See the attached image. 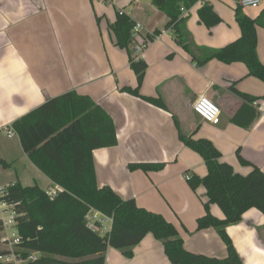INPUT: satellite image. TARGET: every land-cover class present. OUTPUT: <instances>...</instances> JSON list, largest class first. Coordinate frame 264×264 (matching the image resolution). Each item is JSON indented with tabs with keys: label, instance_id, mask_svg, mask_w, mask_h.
<instances>
[{
	"label": "crops",
	"instance_id": "crops-1",
	"mask_svg": "<svg viewBox=\"0 0 264 264\" xmlns=\"http://www.w3.org/2000/svg\"><path fill=\"white\" fill-rule=\"evenodd\" d=\"M89 1L0 0V132L49 98L71 90L90 96L111 117L116 132L115 145L92 152L98 186H110L123 199L133 198L139 206L162 214L176 226L188 251L225 257V245L214 228L196 230V218L204 214L205 190L202 186L192 190L185 175L203 176L206 167L202 158L178 138L172 115L178 118L183 133L195 139H209L220 151V160L229 163L235 172L246 175L251 170L240 164L237 152L264 172V81L249 76L241 62L212 59L198 66L171 29L164 28L168 17L152 0H148L141 14L139 0H108L115 5L111 14L109 6L104 7L111 45L109 49L102 48L95 32L96 17L102 23L105 14L98 10L94 14L92 0ZM131 2L133 9L130 13L125 11L141 25L134 43L160 31L139 57L147 65L140 93L161 97L167 109L121 91L125 86L136 87V75L129 66L128 52L114 45L108 24L115 19L116 7L123 9ZM205 3L221 18L210 29L197 16V10ZM237 5V0H198L180 11L187 17L184 24L193 41L198 46L217 49L240 36L234 16ZM242 8L258 20L257 54L264 65V0L257 8ZM92 33L95 40L91 39ZM30 34L38 35L39 41L28 43ZM44 35L49 39L44 40ZM238 93L256 97L255 104L246 102ZM200 95L219 106L218 124L203 121L194 113L192 103ZM242 107H251L257 113L248 127L232 120L236 114H240L242 122L248 119L250 110L240 111ZM17 146L23 152L19 156L23 168L35 174L31 185H39L36 175L39 178L42 172L24 153L19 138L16 149ZM134 162H161L164 166L148 172L129 169V163ZM1 164L10 170L7 160L2 159ZM16 181L30 185L15 172V178L0 183V187ZM54 186L47 178L44 189ZM209 210L223 218L216 204H211ZM227 233L244 264H264V214L253 208L247 210L238 223L227 227ZM163 256L161 242L148 233L134 247L131 258L108 247L105 264H133L138 259L141 264H155L156 259L171 264Z\"/></svg>",
	"mask_w": 264,
	"mask_h": 264
},
{
	"label": "trees",
	"instance_id": "trees-1",
	"mask_svg": "<svg viewBox=\"0 0 264 264\" xmlns=\"http://www.w3.org/2000/svg\"><path fill=\"white\" fill-rule=\"evenodd\" d=\"M197 1L152 0V3L168 17L164 28L171 29L177 42L198 66L212 59L223 63L241 62L246 65L249 76L264 81V65L257 54V18L248 16L237 5L234 16L240 36L223 47L205 48L193 41L184 24L187 17L180 11L181 7L189 9ZM197 16L208 29L221 22L208 3L197 10ZM99 19L96 17L97 22ZM134 25L127 12L120 8L115 9V19L108 24L114 45L128 52L129 66L136 75V87L125 86L121 91L167 109L161 97L140 93L147 65L141 58L134 59L129 52V47L134 44ZM159 32L155 30L147 34L144 41H152ZM238 94L251 104L257 99ZM245 108L250 110L245 122L240 120V114L232 120L237 125L248 127L257 113L251 107ZM172 117L180 141L197 153L206 167L203 176L186 174V182L192 190L199 186L205 190L204 214L196 218V230L214 228L225 245V257L188 251L176 226L162 214L139 206L133 198L123 199L110 186H98L92 152L96 148L116 144L114 123L90 96L71 90L49 98L11 124L29 160L53 185L59 187L55 196H49L48 189L37 184L24 186L16 181L5 185L0 201L6 202L14 215L19 237L15 252L22 256L37 254L35 260L23 264H105L108 247L131 258L134 247L148 233L161 242L163 253L171 264H244L227 227L238 223L249 209H257L264 214V172L238 152L240 164L250 166L251 170L246 175L235 172L229 163L220 160V151L209 139H195L183 133L178 118L174 114ZM163 166L161 162L129 163V169L144 172L157 171ZM211 204L220 208L223 218L210 212ZM90 210L111 218L108 232L100 233L97 222L96 229L89 227ZM3 231L0 219V243ZM6 252L0 249V255Z\"/></svg>",
	"mask_w": 264,
	"mask_h": 264
},
{
	"label": "rangeland",
	"instance_id": "rangeland-1",
	"mask_svg": "<svg viewBox=\"0 0 264 264\" xmlns=\"http://www.w3.org/2000/svg\"><path fill=\"white\" fill-rule=\"evenodd\" d=\"M91 2H92V5L90 4L91 5V10H92V12L94 14H98L97 10L99 12H101V14L102 13L105 14V15H103L102 23L96 22L97 24H96L95 32H96V37H97L100 45L102 46V48L106 49V47H107V49H109V47L111 45V41H110L109 33H108L107 29H106L107 27L105 25V20L107 18L106 17L107 16V12H106V9L104 7L105 6H109V12L111 14L113 12V6H115V5L112 4L113 1H108V0L107 1L92 0ZM147 3H149L148 0H139V1H137V5L140 6L138 8L140 10L139 14H141V12L143 10H145V8H143V7H145ZM132 6H133V4L131 2L130 4L125 5L122 8L124 10L128 11V13H130L131 9H133ZM117 8L118 7H116L115 9H117ZM110 35L112 36L111 33H110ZM46 39H49V38L46 35H44V40H46ZM91 39L95 40V34L92 33ZM38 41H39L38 35L35 36L34 34H30L28 36V39H27L28 43L35 44ZM132 46H134V44L129 47L130 55H132V51H131L132 50L131 49ZM46 61L47 60L45 59V62ZM17 139L18 138H17L16 134H13L12 136L8 137L6 131H1L0 132V183L8 182V181L12 180V178H15V172H16L22 177V180L24 181L25 184H30L31 185L32 182H33V181H31V179L35 178V176H34L35 174L33 175L32 172L30 173V171H28V168H27V170H26V168L25 169L23 168V165H22V163H23L22 161L23 160H22V158H19V156L23 155V152L21 151L20 146H17V149L15 148V142L17 141ZM2 159L7 160L8 163L11 164V166L9 167L10 170H8L5 166H3V164H1V160ZM26 163H28L27 160H26ZM39 175H41L39 178L36 175V180H37L38 184L41 187L45 188L46 185H47V177L43 173H41ZM40 178H42V179H40ZM1 217H3L7 221L9 219V217H10V211L8 210L5 213H1L0 212V218ZM5 236H7V238L10 241H12L14 237H17V231H16V228H15V223L9 224V228L7 230L3 231V234H2L1 237L4 238ZM5 247L11 248L12 246L8 245V243L6 244V242L0 243V249H4ZM120 256H118V257H120ZM122 257H125V256L122 255ZM163 257L165 259V256H163ZM123 259H125V258H123ZM156 260H157V263H155V264H163L158 259H156ZM126 261H129V260H126ZM134 261L135 262L133 264H141L139 259L137 261L136 260H134ZM115 262L117 264L120 263V262H117V261H115Z\"/></svg>",
	"mask_w": 264,
	"mask_h": 264
},
{
	"label": "built area",
	"instance_id": "built-area-1",
	"mask_svg": "<svg viewBox=\"0 0 264 264\" xmlns=\"http://www.w3.org/2000/svg\"><path fill=\"white\" fill-rule=\"evenodd\" d=\"M237 3L241 7H250V8H257L260 5V0H237ZM182 11H185L183 7H181ZM141 28L140 23H135L133 30H132V36L135 39L138 34L139 30ZM157 35L154 37L156 38ZM150 41H140L135 42L133 49H132V55L134 59H139L141 52L146 48V46L149 44ZM255 104V101L253 102ZM192 109L194 113L199 116L203 121H206L211 124H218L220 121V108L219 106L213 102L211 99L207 98L204 95L198 96L195 101L192 104ZM3 131L7 132V136L10 137L13 134H15V131L11 127V125L4 126ZM188 177L187 175L185 176ZM59 191L58 186L50 187L48 189V195L49 196H55L57 192ZM5 193V186L0 187V196H2ZM10 211V207L6 202L0 201V212L5 213L7 211ZM88 219H89V227L92 229H96V222L100 224L99 231L100 233L104 234L109 231L110 225H111V218L103 215L102 213L90 210L88 213ZM3 222L4 231L9 228V224L15 223L14 222V215L10 211V217L6 221L3 217L0 218ZM2 236V235H1ZM2 242L8 243V245H11V248L5 249L7 250L6 253L0 255V262L3 264H23L28 261H33L36 259L37 254L36 253H29L27 256H22L20 253L15 252V245L19 242V237H14L12 241H10L7 236L4 238L1 237ZM1 242V243H2Z\"/></svg>",
	"mask_w": 264,
	"mask_h": 264
}]
</instances>
